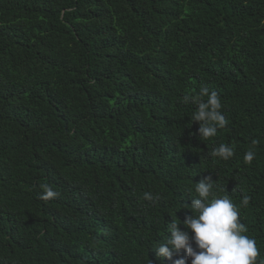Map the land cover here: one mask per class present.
<instances>
[{
    "label": "trees",
    "instance_id": "obj_1",
    "mask_svg": "<svg viewBox=\"0 0 264 264\" xmlns=\"http://www.w3.org/2000/svg\"><path fill=\"white\" fill-rule=\"evenodd\" d=\"M202 87L228 121L207 140L183 99ZM209 176L259 264L264 0H0V264H191L154 248Z\"/></svg>",
    "mask_w": 264,
    "mask_h": 264
},
{
    "label": "clouds",
    "instance_id": "obj_2",
    "mask_svg": "<svg viewBox=\"0 0 264 264\" xmlns=\"http://www.w3.org/2000/svg\"><path fill=\"white\" fill-rule=\"evenodd\" d=\"M183 99L185 103L196 105V111L190 118L193 122H199L201 140L215 137L218 129L226 127L228 121L221 111L222 103L218 92L202 87L198 95H185ZM257 143L253 140V147ZM210 155L227 161L235 152L232 146L221 143ZM255 156V151H246L244 163L250 165ZM214 183L211 176L195 183L196 196L192 198L190 205L186 204L184 207L190 209L192 215H188L183 222L175 218L168 222V235L154 248L158 259L170 260L174 252L185 250L191 264H257L260 252L256 241L244 234L248 232V228L239 219L238 207L228 195H217L213 190ZM41 187L42 200L48 201L59 196L50 185L44 184ZM144 199L152 201L154 197L145 193ZM155 199H159V196ZM249 201V196H243L241 205L247 206ZM181 223L189 231L181 230ZM174 264H186V258L177 259ZM259 264H264V259H261Z\"/></svg>",
    "mask_w": 264,
    "mask_h": 264
}]
</instances>
